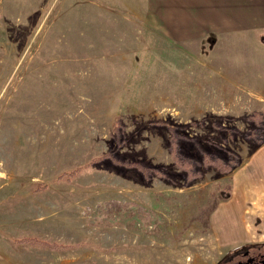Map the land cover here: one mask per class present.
I'll return each instance as SVG.
<instances>
[{
  "label": "rangeland",
  "instance_id": "1",
  "mask_svg": "<svg viewBox=\"0 0 264 264\" xmlns=\"http://www.w3.org/2000/svg\"><path fill=\"white\" fill-rule=\"evenodd\" d=\"M151 15L144 0H0V264H233L264 251L249 208L264 176L245 136L264 102L229 79L254 75L264 47L178 43ZM228 149L241 165L222 172L214 156Z\"/></svg>",
  "mask_w": 264,
  "mask_h": 264
},
{
  "label": "crops",
  "instance_id": "2",
  "mask_svg": "<svg viewBox=\"0 0 264 264\" xmlns=\"http://www.w3.org/2000/svg\"><path fill=\"white\" fill-rule=\"evenodd\" d=\"M143 1V0H142ZM152 11V21L162 34L175 42L204 40L215 36H232V38L256 42L255 52L264 47V0H144ZM141 2V1H140ZM163 24V26H162ZM246 41V42H248ZM236 42V40H235ZM245 42V43H246ZM259 70V71H258ZM249 74L238 79V73H229L232 86L247 87L248 94L244 101L256 97L253 101L264 102V62L251 79ZM224 79V77H223ZM258 86V87H254ZM256 88V89H253ZM264 111V110H260ZM258 147L254 160L255 168L264 176V142H251ZM263 155V156H261ZM241 165V164H240ZM251 188L252 185L250 184ZM249 198L256 202L249 205L251 212L261 219L258 227L264 236V193ZM255 227V226H254ZM256 230V229H254Z\"/></svg>",
  "mask_w": 264,
  "mask_h": 264
},
{
  "label": "trees",
  "instance_id": "3",
  "mask_svg": "<svg viewBox=\"0 0 264 264\" xmlns=\"http://www.w3.org/2000/svg\"><path fill=\"white\" fill-rule=\"evenodd\" d=\"M263 41H264V35L262 37ZM248 118H252L254 121V126L249 129L246 133V137H249L251 139H254L255 142L257 143H261L264 142V111H257L252 113L250 116H248ZM180 150L174 151V157H176L175 161H180V165H182L183 167H185L186 169L188 167H192L193 163L195 162V159L188 155V154H184V153H179ZM204 153L203 159L204 157H206L207 155H213L210 152H208L207 150H202ZM217 156H214V158L216 159V162L218 163V167L220 169V171L222 172H230L233 169H235L236 166H238L240 164V158L239 155L236 152H233L231 150L228 149L227 154L224 155H220L218 153ZM109 153L105 155V157H109ZM181 158V159H180ZM145 166V165H144ZM152 168V167H151ZM151 168L147 167L144 168L143 171L148 172ZM81 168H78L76 170H73L72 172L66 173L63 176H67L68 178H70L71 176L75 175ZM153 170V169H151ZM189 172H193V168H189Z\"/></svg>",
  "mask_w": 264,
  "mask_h": 264
},
{
  "label": "flooded vegetation",
  "instance_id": "4",
  "mask_svg": "<svg viewBox=\"0 0 264 264\" xmlns=\"http://www.w3.org/2000/svg\"><path fill=\"white\" fill-rule=\"evenodd\" d=\"M253 245L251 252L250 249H244L242 253L236 254L237 257L233 264H264V251L261 245Z\"/></svg>",
  "mask_w": 264,
  "mask_h": 264
}]
</instances>
